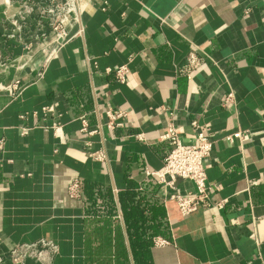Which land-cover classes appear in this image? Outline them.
<instances>
[{"label":"crops","instance_id":"crops-1","mask_svg":"<svg viewBox=\"0 0 264 264\" xmlns=\"http://www.w3.org/2000/svg\"><path fill=\"white\" fill-rule=\"evenodd\" d=\"M4 1L0 61L9 63L52 32L42 0ZM21 3L32 7L22 17ZM13 19L22 30L10 37ZM81 26L53 58L37 51L22 71L15 61L0 67V264H18L9 251L40 239L58 248L50 264H134L131 195L162 225L154 239L167 241L153 239L152 264H264V0H88ZM191 54L201 64L189 79L178 70ZM122 65L124 82L105 71ZM18 77L25 87L11 99L2 86ZM108 109L126 112L121 126H105ZM81 116L95 133L81 131ZM193 121L213 135L204 160L212 189L208 207L183 216L170 197L192 183L170 187L145 170L162 169L168 125L188 144Z\"/></svg>","mask_w":264,"mask_h":264},{"label":"built area","instance_id":"built-area-1","mask_svg":"<svg viewBox=\"0 0 264 264\" xmlns=\"http://www.w3.org/2000/svg\"><path fill=\"white\" fill-rule=\"evenodd\" d=\"M88 0H42V5L38 6V15L41 21H45L51 29L52 35L46 38L41 35L35 47H28L25 53L15 59V67L19 71L25 69L34 52H44L46 59H51L57 55L59 50L68 43L71 39L81 36L83 28L81 26V15L87 6ZM5 2V1H4ZM5 4H11V0H6ZM21 11L19 15L22 17L32 11L31 5L21 3ZM13 33L9 35L14 37V31H21V24L13 19ZM14 61L2 62L0 67H7L13 64ZM201 62L199 58L191 54L188 62L183 69H179V73H183L187 78L191 79L194 71L198 69ZM106 73H113L114 77L119 82H124L128 73L126 65L119 66L115 69L107 68ZM42 76V71L37 73V77ZM24 84L20 78H15L8 84L2 86L8 93L11 99L18 98L23 89ZM233 95H226L224 102H232ZM44 112L50 111V107H43ZM126 115L122 110L105 111L106 123L108 128H115L122 125V120ZM23 117V115L21 116ZM82 123V132L95 133V130L89 131L87 120L84 116L80 117ZM195 129V138L191 143H183L179 136V130L172 124L168 125L166 133L161 136V139L166 141L169 149L163 158V166L160 170H145V175L156 179L157 183L165 184L173 187L176 179H185L192 183L193 190L186 194H173L170 198L175 201L177 207L183 216H187L196 211L199 207H208L210 205L209 194L212 186L207 182L204 160L210 155L214 143L213 135L208 129H199L195 121L191 123ZM29 128H20V134L25 135ZM141 138V135H137ZM241 137V132L228 134L224 137L225 140L233 142ZM4 150V141L0 140V163L2 162L1 153ZM96 159H101L102 155L97 153ZM67 193L71 198L80 197V182L72 181L67 189ZM216 206L222 208L224 201L216 203ZM156 245L167 244V241L162 238L154 239ZM57 246L50 240L40 239L33 243H22L15 245L10 251V257L17 261L18 264H24L26 259H34L41 264H50L52 254L57 253Z\"/></svg>","mask_w":264,"mask_h":264},{"label":"trees","instance_id":"trees-1","mask_svg":"<svg viewBox=\"0 0 264 264\" xmlns=\"http://www.w3.org/2000/svg\"><path fill=\"white\" fill-rule=\"evenodd\" d=\"M124 218L134 264H152L150 247L155 236L161 233L162 225L148 222L139 203H133V195L128 197Z\"/></svg>","mask_w":264,"mask_h":264}]
</instances>
